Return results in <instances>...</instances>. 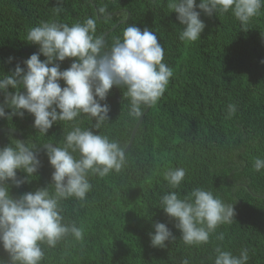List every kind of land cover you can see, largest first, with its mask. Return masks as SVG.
Instances as JSON below:
<instances>
[{
	"label": "trees",
	"instance_id": "1",
	"mask_svg": "<svg viewBox=\"0 0 264 264\" xmlns=\"http://www.w3.org/2000/svg\"><path fill=\"white\" fill-rule=\"evenodd\" d=\"M168 4L169 0H0V76L18 62L24 67L23 60L38 51V45L26 41L31 27L42 21L71 26L89 17L96 19L95 34L108 46L129 25L149 28L164 47L163 62L173 71L163 96L155 104L141 105L139 116L129 115L126 89L113 86L101 101L109 105V120L93 130L126 149V163L118 173L90 176L92 188L85 200L61 201L64 222L82 227L83 239L69 236L55 248L41 245L45 256L40 264H182L184 259L189 264H213L217 246L234 255L247 248V264H264V169L253 167L257 157L264 159V6L247 30L231 11L208 16L197 8L205 28L201 38L187 42L179 39L183 26ZM8 57L14 59L8 62ZM40 59L45 57L41 54ZM72 59L59 62L61 70ZM60 84L64 86L62 80ZM3 98L0 93V103ZM229 104L236 107L230 117ZM33 121L25 111L23 118H0V128L19 131L36 151L45 143H62L63 129L72 126L58 121L43 135ZM77 121L82 128L95 123L83 115ZM17 141L12 133L0 134V147H14ZM38 158L41 166L31 182L16 187L9 181L11 195L50 182L53 169L45 149ZM180 167L186 170L185 178L179 188L170 189L164 173ZM17 175L26 174L17 170ZM194 188L233 204L236 215L232 224L219 226L207 244L188 246L175 220L159 204L169 191L183 198ZM155 222L165 223L176 237L164 248L150 243ZM221 232L222 241L216 239ZM0 259L8 260L2 246Z\"/></svg>",
	"mask_w": 264,
	"mask_h": 264
},
{
	"label": "clouds",
	"instance_id": "2",
	"mask_svg": "<svg viewBox=\"0 0 264 264\" xmlns=\"http://www.w3.org/2000/svg\"><path fill=\"white\" fill-rule=\"evenodd\" d=\"M262 6L264 0H199L198 4L197 0H169L168 4L183 26L179 39L187 42L201 38L205 28L197 8L208 16L231 11L241 29L247 30ZM60 11L57 7V14ZM105 11L103 7L99 9L101 14ZM96 27L92 17L71 26L40 22L26 35L27 42L39 46L38 51L23 60L24 67L18 62L14 70L0 76V93L4 96L0 118H23L26 111L34 116L32 126L43 135L58 121L72 125L70 130L63 129L62 143L45 146L53 169L50 182L19 196L10 194L9 181L20 187L37 176L41 160L35 154L36 147L19 140L14 147H0V246L8 253V260L0 259V264H40L45 256L41 245L55 248L69 236L77 241L83 239L82 227L64 222L61 201L72 197L85 200L92 188L90 176L103 178L112 171L118 173L126 163L119 143L93 130H99L109 120V105L101 101L106 100L113 86L126 89L129 115L139 116L141 105L155 104L173 76L172 69L163 62L164 47L149 28L141 30L129 25L122 37L114 38L108 46L103 36L95 34ZM66 58L74 59L61 70L59 62ZM13 59L8 57V62ZM6 108L10 111L6 112ZM235 112V105L229 104L228 116ZM82 115L95 121L91 128L79 126L77 118ZM253 167L256 171L264 169V159L257 157ZM17 170L26 175L18 177ZM185 175L182 167L169 168L164 179L170 189H177ZM159 206L175 220L180 239L188 246L207 244L217 228L232 224L236 215L233 204L224 203L203 188H194L183 198L169 191L161 197ZM153 229L149 233L153 247L164 248L166 241L176 239L163 222H155ZM216 239L224 240V233ZM248 260L247 248L234 255L217 246L213 264H247ZM182 264L189 261L184 259Z\"/></svg>",
	"mask_w": 264,
	"mask_h": 264
},
{
	"label": "water",
	"instance_id": "3",
	"mask_svg": "<svg viewBox=\"0 0 264 264\" xmlns=\"http://www.w3.org/2000/svg\"><path fill=\"white\" fill-rule=\"evenodd\" d=\"M147 110H148V108H146L145 111H147ZM141 119H142V115H141V117L139 118V120L137 121L136 126H137L138 123L141 121ZM136 126L134 127V129L136 128ZM134 129H133V130H134ZM2 132H9V133H12V134H14V135L18 138V140H19L20 142L25 143V140H24L23 136L21 135V133H20L19 131L15 130L14 128H11V127H2V128H0V134H1ZM132 136H133V134H132ZM132 136H131V138H130V141L132 140ZM47 144H52V143H45V144H43L42 146H40V147L35 151V154L37 155V157H38V156L41 154V152L45 149V146H46ZM52 145L55 146L54 144H52ZM125 150H126V149H125ZM125 150H124V151H125Z\"/></svg>",
	"mask_w": 264,
	"mask_h": 264
}]
</instances>
